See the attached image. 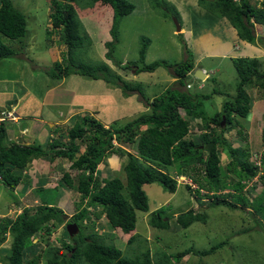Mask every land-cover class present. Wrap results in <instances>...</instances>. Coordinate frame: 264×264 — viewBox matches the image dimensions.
Segmentation results:
<instances>
[{"label":"trees","instance_id":"obj_1","mask_svg":"<svg viewBox=\"0 0 264 264\" xmlns=\"http://www.w3.org/2000/svg\"><path fill=\"white\" fill-rule=\"evenodd\" d=\"M81 2L96 4L94 9L97 11V20L101 18L103 8L111 13V25L108 29L111 40L104 42L103 48L107 51L103 56L108 61L112 60L111 46L117 38V25L124 16L133 11L132 4L126 0H46L47 20L51 30H46L45 35L51 37V32H54L57 36L56 43L61 45L56 47H63V50L60 60L57 61L53 59L54 46L46 49L51 52V60L42 69V76H39L42 80L58 82L73 75L92 80L99 78L104 81L105 78L98 75L109 70L104 63L91 67L88 64L78 63L71 57L74 50L81 47L82 42L87 38L80 32L81 24L78 19V14L82 15L85 11L78 12L73 6L74 3ZM163 5L172 7L167 0H164ZM102 6H108L109 9ZM196 6L208 15L225 18L235 30L239 40L249 44L254 43L253 23L264 24V0L260 3L258 0H196ZM175 20L178 23L177 17ZM26 33L24 15L10 0H0L1 63L4 59L23 56V40ZM4 39L17 42V49L4 44ZM182 45L184 54H188L184 44ZM144 49L143 46L138 52L140 60L143 59ZM231 62L239 78L236 83V93L231 97L227 96L220 104L219 110L208 117L201 108L205 96H196L183 88L187 79L190 77L195 79L191 75L193 62L191 55L188 54L183 62L175 65L158 61L135 70L134 73L144 70L153 71L163 66L173 74L176 79L175 86L166 88L156 97L142 98L147 105V112L139 114L122 126L109 125L105 129L101 122L92 116L76 117L72 126L66 131V141L50 140L44 149L38 145L7 141L4 122H0V182L5 188L13 190L20 183L22 171L32 160L62 158L70 163V169L75 170V176L73 178L69 173H62L58 185L78 194V202L69 217L60 208L41 200L38 205L31 208H21L14 217L0 216V246L6 238H9L8 248L2 250L0 264H40V262L43 264H178L188 254L205 256L212 253L225 242H220L204 251L185 249L175 254L157 251L152 256L148 250H144L132 257H125L113 245H104L98 241L99 238L95 234L83 236L84 231L82 234L79 232L80 228H83L82 222L88 218V209L94 206L100 207L98 213H93L94 218L103 215L109 228L117 229L124 235L134 231L135 212L144 213L148 210L142 185L154 183L164 192L174 193L176 183L168 173V169L174 170L175 175L185 177L196 185L193 191H189L187 185L184 188L188 194L189 192L193 194L194 198L208 199L210 201L208 208L250 209L255 213H264V185L260 193L252 196L250 200L247 195L249 192L246 193V189L244 190V182L255 176L257 166L248 161V151L233 148L222 137L223 131L237 126L238 123L234 124L235 121L246 119L250 111V97L247 96L244 86L249 84L257 92H264V64L248 58L231 59ZM197 68L202 70L200 67ZM115 78L117 81L118 78ZM207 80H209L208 76L204 81ZM104 82L108 83V81ZM14 103L15 101L6 102V108L2 110H11ZM178 109L183 111L185 118L179 115ZM222 118L224 124L220 126ZM189 119H200L204 128V133L198 136L196 142L185 140ZM261 121L263 125L261 138L264 145V113L261 115ZM235 133L237 136L240 135L238 129ZM113 142L117 146L113 145ZM206 143H212L210 151L200 148ZM126 148L133 149L134 153H130ZM218 149L221 153L225 150L230 158L224 171L225 174L232 173L234 180L231 182H227L222 177V167L217 156L220 153ZM110 153L125 157L126 161L122 167L124 184L118 178L99 180L95 175L97 166ZM260 162L262 166L264 152L260 153ZM40 189L36 190L40 191ZM199 190L205 193L201 195ZM224 190L230 192L226 195H217V192ZM162 212V208L151 212L149 217L147 216V225L157 230H168L169 226L174 225L171 230L175 231L178 227L187 228L194 222H205L204 214L187 210L171 217L172 221L169 223L170 218L164 220ZM254 221L257 223V220ZM67 223H74L77 226L80 233L78 237L76 235L66 237L68 241L60 242L58 247L44 245L41 250L33 252L38 247L36 243L41 242L33 241L39 234L50 236L53 229L60 225L64 228ZM133 236V234L128 236L127 245L133 242Z\"/></svg>","mask_w":264,"mask_h":264},{"label":"rangeland","instance_id":"obj_2","mask_svg":"<svg viewBox=\"0 0 264 264\" xmlns=\"http://www.w3.org/2000/svg\"><path fill=\"white\" fill-rule=\"evenodd\" d=\"M10 1L25 17L27 33L23 40V52L30 58V62H26L25 64V74L22 73L18 75L17 73L11 72V75L18 76L17 78L19 81L21 79L24 80V85L26 88H29L31 97L32 95L38 96V98L36 97V99H34L38 104L41 99L39 95L44 93L45 89L48 88V84L39 77L40 75L42 76L44 65L47 66L48 62L51 60V52L49 53L46 49L52 46H55L56 49H63V47H58L61 45L56 43L57 36L54 32H51V37H46L45 35L46 30H51L50 23L47 20L48 7L46 0ZM126 1L132 4L134 9L129 15L124 16L117 25V38L111 46L113 51L111 54V61L106 60L103 56L105 51H107L103 48L104 42L111 40L108 33V29L111 25V13L109 10L103 8L102 16H105L106 19L102 21V16L98 20L96 18L97 11L94 9L96 4L92 5V3L88 4L82 2L72 3L73 6L78 9V12L79 10L81 13L85 11L82 15L78 14V19L81 24L80 32L81 34L84 33L87 38L84 39L81 47L74 50L71 57L76 62L88 64L91 67L104 63L109 70L103 71L98 75L105 78L104 81H108V83L106 84L99 78L97 80H92L90 78H81L73 75L66 77L65 83L72 86V80L74 78L75 80L77 79L78 82L84 81L85 84L80 87L79 92L75 96L76 102L81 101V104H78L80 108H88V103L93 102V104L90 105V110H92L94 114L93 118L99 122H107L109 125L114 126H122L139 114L146 113L148 108L142 98L150 99L156 97L166 88L175 86V83L170 81L172 73L168 68L160 66L153 71L144 70L134 73L136 69L140 70L152 62L158 61H164L166 64L175 65L183 62L188 54H192V52L184 54L183 41L182 38L180 39L182 32L178 34L175 32L173 19H175V17L178 18L180 27H182L184 23V21L183 23L181 21L183 17L179 15V10L175 8L176 3L180 2V7L178 8H180V10L185 9L189 16L194 15V17L200 21L201 26L207 25V19L201 16L203 11L193 7L194 0H171L173 1L174 5L171 4L175 11L169 5L164 6V0ZM102 7L108 8V6ZM210 16L217 18L213 15ZM186 19L187 15L185 20ZM198 27H200L199 24ZM3 42L12 49H17L18 47L17 42L5 39ZM56 45H58V48ZM143 46L145 47L144 56L143 59L140 60L138 52ZM204 60L205 61L200 63L199 66L202 67L203 71H206L209 80L200 83L190 77L185 83H189L191 86V88L187 90L189 93H194L199 97L205 96V98L202 99L201 108L205 111V116L208 117L212 115L213 112L219 110L220 104L223 100H226L227 96L231 97L236 93V83L239 78L230 60ZM261 62H264V59L258 61V63ZM36 65L37 71L34 68ZM211 66L215 68V70L211 68ZM6 72L7 70L3 72L4 76L10 73ZM115 77L118 78L117 81ZM53 82L55 84V81ZM127 84L128 86L125 87ZM0 86L3 87L2 90L9 89V87L4 84ZM199 86H201V89ZM131 87L132 90H130ZM253 88L254 87L249 84L244 86V90L247 96L250 97V100L256 102L264 98V92L259 93ZM54 92H58L57 94L53 93L55 96L58 95V97L59 95L65 94L64 90L59 89ZM261 93H263V95ZM21 94V88L15 85L12 90H9L7 94L0 98V104L5 106L8 101H17V98ZM68 95L71 94L68 93ZM33 103L28 102V98L25 97L22 99L21 106H26L28 111L34 112V116H40V114L45 116L47 115L46 112L52 116L56 115L57 110L49 111L50 106L44 107L41 110L38 105L33 106ZM253 110H255V108L252 110L250 109L246 119L235 121L234 124L238 123L237 126L222 132L224 140L228 141L233 148L248 151V161L251 164H255L258 168L255 176L244 182V190L246 189V193L249 192V194H247L249 200L252 196L258 195L264 185V164L261 166V162H259L258 158L260 153L264 152V145L262 144L261 138L263 128L261 114L264 113V108L254 111L257 115L256 117L253 116ZM17 113L19 114V109L16 111V114ZM178 113L182 118H185L181 109H178ZM199 120L200 119H189L188 133L185 140L196 142L198 136L204 133V128L200 122L201 120ZM109 125H103V127L106 129ZM4 126L8 130L12 128L8 123H4ZM39 126H37L38 130H33V133L36 134L35 140L37 141L42 138L38 146L46 149L48 139L45 138L48 137L49 133L53 132L54 128L49 129L44 126V133L40 135ZM19 127L20 126H16L15 128L14 133H16V136L18 135L17 131ZM236 129L240 131V137L235 133ZM52 135L55 136L54 133H52ZM57 140L65 142L66 138L64 134H59ZM113 145L117 146L116 143ZM126 150L130 153H134L133 149L126 148ZM218 152H220L219 149ZM217 156L219 158V164L222 167V177L227 182L233 181L232 173L228 172L225 174L224 171L225 166L230 161L226 151L224 150L223 153H218ZM104 159V165L96 169L95 175H104L108 177V179L118 178L124 184L122 167L126 161L125 157H119L116 153H110ZM57 160L60 161L59 164L56 169L51 170L47 179L49 185L53 187L59 183V178L63 172H68L73 178L75 176V170L70 169V163L67 160L62 158H57ZM168 173L172 177L175 176L174 170L168 169ZM197 173L202 174L201 172ZM185 179L187 178L183 177L179 179L178 184L176 183L177 185L174 193L172 194L164 192L160 186L154 183L142 185L141 188L147 198L148 210L144 213L135 212L136 220L134 231L128 235H124L119 230H112L109 228L106 225L103 215L94 218L93 213H98L100 210V207L96 206L88 209V218L85 222L83 221L82 224V227L85 228L84 230L80 228L79 232L82 234L84 231L83 236L95 234L99 238L98 241L102 242L104 245H113L116 249L121 251L122 256L125 257H132L144 250H148L152 256L157 253V251L167 254H175L185 249L204 251L220 242H225L223 246L205 256L188 254L184 256L178 264H264V213H255L250 209L231 210L224 207L208 208L210 203L208 199L201 198L200 200V198H194L195 196L190 192V195L188 194L182 185L188 182V180ZM45 189L36 191L35 196L38 201H46L52 206L59 207L66 215L73 213L75 204L78 202V194L76 192L72 191L73 196L69 197L68 193L71 191H68L67 188L62 189L59 187L55 190ZM57 190H61L63 195L66 193L64 197H62L63 195L61 196L62 199L59 201L56 200L59 196ZM189 191H191V189ZM203 193L205 192L200 190V194L203 195ZM226 193L225 191L217 192V195H226ZM17 197H19V195H17ZM14 200L15 197L11 191L5 188L0 182V214L3 216L14 217L19 212V209L23 207L31 208L37 205L31 202L32 199L29 200V204H26L27 206L14 204ZM159 208L163 209L161 214L164 216L163 219L170 218L169 223L172 221L171 217L187 210L204 214L205 222H194L184 229L177 226L178 228L175 231L171 230V227L174 225L169 226L170 228L168 230L153 229L147 225V216L149 217L151 212ZM254 219L257 220V223ZM92 221L94 224H91ZM80 233L76 234V237H78ZM132 234L134 235L133 242L127 245L126 240L128 236ZM66 235L65 226L63 228L62 225L53 229L50 236H45L42 233L39 234L33 241L37 242L40 240L41 242L36 243L38 247L35 248L33 252L41 250L44 245L60 246V242L67 239L66 237L68 236ZM8 246L9 238H6L5 242L0 246V258L3 256L2 250L8 248ZM40 264L43 263L40 262Z\"/></svg>","mask_w":264,"mask_h":264},{"label":"crops","instance_id":"obj_3","mask_svg":"<svg viewBox=\"0 0 264 264\" xmlns=\"http://www.w3.org/2000/svg\"><path fill=\"white\" fill-rule=\"evenodd\" d=\"M167 1L173 4V1ZM193 5V7L199 8L196 6V0L193 1ZM178 7H180V2L176 3L175 8L176 10H179V15L183 17L181 21L182 23L184 21V23L183 26L180 27V32H182L181 37L185 48L189 53L192 52L190 55L193 62V69H196L197 67L202 68L199 66V64L202 63V61H205L204 59H228L230 62L231 59L236 58L256 59L257 61L264 59V24L253 23L254 43L249 44L239 40L235 30L225 18H213L203 11L201 16L202 18L207 19V25L201 26L200 21L194 17V15L189 16L185 9H181V11ZM186 15L187 19L185 20ZM105 19V16H102L101 20L105 21ZM198 24L200 27H198ZM62 50L63 49L59 48L56 49L54 46V50L52 51L54 57L53 59L59 60ZM29 59L30 58L27 56V54L23 53V56L17 55L13 59H4L2 61L3 63L0 62V85L4 84L9 87L8 90H2L3 87L0 86V98L7 94L9 90H12L15 85H18L21 88L22 94L17 98V101H15V103L10 108L13 110L17 120L16 123L7 122L9 126L12 127L10 130L6 128L7 141L23 145H38V143H41L42 138L38 139L37 141L35 140L36 134L33 133V130H38L37 126L40 125V135L44 133V126L48 127L49 129L54 128L53 132L49 133L48 137L45 138L48 139V142L50 139L57 140L59 134H64L65 137L66 131L72 126L74 118L83 115L92 117L94 116L93 111L90 110V105H92L93 102L88 103V108H80L79 105L81 104V101L76 102L75 96L79 92L80 87L85 84V82H78V80H75L74 78L72 80V86H69L65 83V78H63L58 82H55V84L54 82H47L43 80L46 84H48V88L45 89L44 93L39 95L41 99L37 104L34 99H36V97L38 98V96L32 95L31 97L29 88H26L24 85V80L21 79L19 81L17 78L18 76L11 75V72L17 73L18 75L22 73L25 74V64L26 62H30ZM261 64H264V62H261ZM34 68L37 69V65ZM211 68L213 67L211 66ZM213 69L215 70V68ZM5 70H7L6 73L10 72L9 75H3ZM202 72L206 73V71L203 70ZM170 81L173 82L174 79H171ZM58 89L64 90L65 94L59 95V97L58 95L55 96L53 93L57 94L58 92L54 91ZM68 93L71 95H68ZM25 97L28 98V102H34L33 106L38 105L41 110L48 106H50L49 111L57 110L56 115L52 116L46 112L47 115L45 116H42V114H40V116H34V112L28 111L26 106H21L22 99ZM249 103L251 110L255 108V110L258 111L259 109L264 108V98H261L256 102L250 100ZM5 108V106L0 104V110ZM18 109L19 114H16ZM255 110L252 111L254 117L257 116L254 112ZM22 124H25L24 129H21ZM101 124L104 126L109 125L107 122H101ZM16 126H20L17 131V136L16 133H14ZM52 133H54L55 136H53ZM59 162L60 161H58L57 158L52 160H48L47 158L32 160L22 171L20 183L14 188L13 191H11L15 197L13 203H16L19 206H27L26 204H29V200L32 199L31 202H34V204L38 205L39 201L35 196L36 191H38L36 189L41 188L44 190L47 188L45 190H55L59 187L62 189L65 188L58 184L53 187L49 185V182L47 181L48 174L51 172V170L56 169ZM104 163L105 159L102 160L96 169L103 166ZM96 176L97 178L99 177V180L108 179V177H105L104 175ZM57 193L59 194L58 198H56L58 201L61 200L66 194L64 192L65 194L63 195L61 190H57ZM68 194L69 197L73 196L72 191ZM17 195H19V197H17ZM48 204L51 205L50 203ZM0 216L3 215L0 214Z\"/></svg>","mask_w":264,"mask_h":264},{"label":"water","instance_id":"obj_4","mask_svg":"<svg viewBox=\"0 0 264 264\" xmlns=\"http://www.w3.org/2000/svg\"><path fill=\"white\" fill-rule=\"evenodd\" d=\"M173 21H174L175 32L178 34L180 32V26L178 25V23L176 22L175 19H173ZM192 76H193V78H195L199 81H204V79H205L204 73L199 69H195L193 71ZM223 124L224 123H223V118H222L220 126H223ZM24 127H25V124H22L21 129H24ZM211 147H212V143H206L205 145H203L200 148H203L205 151H210ZM164 220H166V219H164ZM65 231H66L68 237H72V236L77 234L78 228L74 223H70V224H67L65 226Z\"/></svg>","mask_w":264,"mask_h":264},{"label":"clouds","instance_id":"obj_5","mask_svg":"<svg viewBox=\"0 0 264 264\" xmlns=\"http://www.w3.org/2000/svg\"><path fill=\"white\" fill-rule=\"evenodd\" d=\"M260 2H261V0H258V3H260ZM180 29H181V28H180ZM179 33H180V32H179ZM196 69H199V68H196ZM194 70H195V69H193L192 71H194ZM199 70H201V69H199ZM192 71H191V72H192ZM201 71H202V70H201ZM191 72H189L188 75H190ZM192 74H193V73H192ZM192 74H191V75H192ZM188 75H187V76H188ZM204 75H205V79H206V78H207L206 73H204ZM192 77H193V76H192ZM171 79H174L173 82L175 83V80H176V79L174 78L173 74H172V76H171ZM205 79H204V80H205ZM201 82H203V81H201ZM183 88H184L185 90H188V89L191 88V86L189 85V83H184V87H183ZM199 88L201 89V86H199ZM250 109H251V108H250ZM261 115H262V114H261ZM255 117H256V116H255ZM16 120H17V119H16ZM15 123H16V122H15ZM113 144H114V143H113ZM259 162H260V155H259ZM257 170H258V169H257ZM171 177H172V176H171ZM172 178L174 179L175 183L178 184L179 179H182L183 177L181 178V176H177V175H175V176L172 177ZM185 180H188V179H185ZM188 181L190 182V180H188ZM177 184H176V185H177ZM182 185H183V187L186 186V185L189 186V188L191 189V191H193V190L196 189V186H194L191 182H190L189 184H188V183H183ZM8 190H9V189H8ZM13 190H14V189H13ZM13 190H10V191H13ZM224 191H225V192H230V191H228V190H227V191L224 190ZM224 191H221V192H224ZM199 193H200V190H199ZM192 195H193V194H192ZM200 200H201V199H200ZM73 212H74V210H73ZM64 214H65V213H64ZM16 215H17V214H16ZM70 215H71V214H70ZM70 215H69V216H70ZM69 216H67V217H69ZM175 216H176V215H174L173 217H175ZM165 219H166V218H165ZM85 220H86V219H85ZM85 220H84V222H85ZM82 223H83V222H82ZM67 224H70V223H67ZM67 224H66V225H67ZM91 224H94L93 221L91 222ZM66 225H65V226H66ZM106 225H107V223H106ZM107 226H108V225H107ZM112 230H115V229H112ZM116 230H117V229H116ZM77 233H78V232H77ZM66 234H67V233H66ZM67 236H68V235H67ZM66 240H67V239H66Z\"/></svg>","mask_w":264,"mask_h":264},{"label":"built area","instance_id":"obj_6","mask_svg":"<svg viewBox=\"0 0 264 264\" xmlns=\"http://www.w3.org/2000/svg\"><path fill=\"white\" fill-rule=\"evenodd\" d=\"M17 117L15 116V114L13 113V110H1L0 111V122H10V123H15L16 122ZM259 158V156H258ZM188 184L190 183L189 181L187 182Z\"/></svg>","mask_w":264,"mask_h":264}]
</instances>
